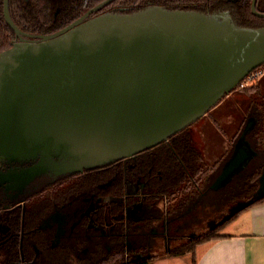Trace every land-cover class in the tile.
<instances>
[{
	"label": "water",
	"instance_id": "obj_1",
	"mask_svg": "<svg viewBox=\"0 0 264 264\" xmlns=\"http://www.w3.org/2000/svg\"><path fill=\"white\" fill-rule=\"evenodd\" d=\"M110 1L43 35L22 31L4 0L16 39L0 53V159L33 165L0 173L3 182L81 174L155 148L264 65V28L241 27L227 12L152 6L89 18ZM256 123L248 119L213 191L257 156L247 140ZM263 197L264 171L253 197L210 229Z\"/></svg>",
	"mask_w": 264,
	"mask_h": 264
},
{
	"label": "flooded vegetation",
	"instance_id": "obj_2",
	"mask_svg": "<svg viewBox=\"0 0 264 264\" xmlns=\"http://www.w3.org/2000/svg\"><path fill=\"white\" fill-rule=\"evenodd\" d=\"M24 1L29 2V0ZM116 1L118 0H111L107 5L93 13L105 11L99 15L109 12L123 14L119 10L141 5L143 9L152 6L165 8L156 4L158 0H138L137 2L136 0H121L110 9L103 10ZM105 2L107 0H102L92 6L93 0H77L75 9L81 7L83 11L81 15L84 16L85 13L93 11ZM257 5L258 0L255 9L264 14L258 10ZM59 11L58 8L54 14L55 17L58 16ZM78 12L80 10L75 13ZM226 12L233 17L229 10L214 13ZM93 13L89 18L94 17ZM21 22L26 23L25 20H21ZM24 32L34 34L26 30ZM204 117H208L214 124L216 123L210 114L207 113ZM197 122L187 126L192 138L191 126ZM222 130H219V133H223L224 130ZM170 140L171 138L164 142ZM195 145L197 144L195 143ZM197 146L205 154L203 148ZM152 149L154 148L142 151V153L127 159L118 160L97 171H92V175L96 179L93 181V185L86 187V189L79 178V174L76 173L67 176H41L33 181L3 182L0 179V264H31L29 261L35 259H56L58 256L90 257L103 255L107 251L113 253L116 250L124 251L127 260L130 261V259L145 257V254L158 256L160 253L172 251L176 246L170 245L171 233L185 230L187 223L184 220L188 217L191 219L188 224H191L193 228L198 227L197 217L202 208L211 205L208 195L213 192L211 189L213 183L208 188L209 191L202 193L200 202H196L198 206L195 210L192 206L188 212L177 217H171L169 214V197L157 190L156 184L159 181L157 172L160 171L154 173L155 170L149 165L150 158L147 154L145 155L147 151ZM32 165L33 163L20 164L0 159V173L6 175L11 172L18 173ZM117 168L124 170L125 175L116 173ZM74 183V187L70 189ZM118 186L122 188L121 193H119ZM41 196L46 197L48 210L39 217L38 214L34 215L31 209V231H26L25 219L29 200L36 203ZM160 201H163V211L161 215H157L153 210L158 211L160 209L158 205ZM143 212L147 214L141 216ZM191 214L193 215L189 216ZM40 229L44 231L46 238V244L43 248L41 247V238L38 236ZM208 230L210 229L208 228ZM30 232L32 233L31 236H26ZM193 234L195 233L193 232ZM195 236L189 239H193ZM58 247L59 251L51 253L46 251ZM162 247L165 250L158 252L159 248Z\"/></svg>",
	"mask_w": 264,
	"mask_h": 264
},
{
	"label": "trees",
	"instance_id": "obj_3",
	"mask_svg": "<svg viewBox=\"0 0 264 264\" xmlns=\"http://www.w3.org/2000/svg\"><path fill=\"white\" fill-rule=\"evenodd\" d=\"M100 1L102 0H93L92 6ZM119 1L121 0L108 5V7L103 10L110 9V7ZM137 1L138 0H136V2ZM9 2L10 15L21 30L43 35H49L60 31L68 24L76 21L82 16L81 14L83 12L81 7L75 9L77 0H29V2H25L24 0H9ZM156 4L162 5L166 9L201 11L208 15H212V13L216 11L225 12L229 10L236 24L241 27H264V18L258 17L251 10L252 0H158ZM4 8L5 2L4 0H0V53L11 48L16 39V32L13 31L6 17H4ZM58 8L60 11L58 12V16L55 17L54 14ZM257 8L259 11L264 12V0H258ZM141 9H143L142 5L137 7L134 6V8L127 7V9L119 11L132 14ZM78 10H80V12L75 13ZM102 12L105 11L93 13V16H97ZM20 19L25 20L26 23H22ZM243 92L249 99L245 111L246 115L238 130L229 139L227 138L226 131L221 129L225 138H227L228 146L227 149L220 154L215 163H210L202 149L195 145L188 127L171 137L169 142H162L157 145L156 148L145 153V155L147 154L150 158L149 165L155 170L154 173L160 171L157 172L159 176V181H157L156 184L158 187L157 190L161 193H165L169 197V214L171 217H177L188 212L189 208L192 206L194 210L197 208L198 205H196V202H200L203 192L209 191L208 188L210 185L215 182L225 164L230 160L236 142L243 133L244 126L248 119L251 117H255L257 123L254 127L255 129L247 135V140L257 152V156L254 157L246 169L240 173V175H243L247 170L242 185H239L243 195L238 201L250 200L259 189V179L264 171V94L260 84L243 89ZM101 168L104 167H98V169ZM98 169L86 170L83 175L76 173L79 174V178L82 180L85 189L93 185L92 183L96 178L93 177L92 171H97ZM116 173H120L122 176L125 175L124 170L120 168H117ZM75 183L70 186V189L74 187ZM118 190L120 191L119 193L122 192L121 186H118ZM263 201L264 197L260 200H256L251 206L261 204ZM28 204L25 224L26 231H31V209L34 215L38 214L40 217L47 212L48 208L45 196H41L36 203L29 200ZM228 212L229 211H227L226 214ZM240 213L233 216L230 221L219 225L216 229L205 231L198 237L189 239V241L174 247L172 251L166 252L165 255H183L189 251H194V248L204 241H211L224 237V234L221 233L222 229L224 230L231 224ZM31 234L30 232L26 234V236H31ZM38 236L41 238L40 242L43 248L44 244H46L44 231L40 229ZM46 251L50 253L56 252L59 251V247L55 249L51 248ZM158 258L159 257L155 255L151 256L145 254V257L130 259V261H128L124 251L120 252L116 250L113 253L107 251V253L103 255H93L90 257L70 258L58 256L56 259L41 258L28 261L31 262V264H151Z\"/></svg>",
	"mask_w": 264,
	"mask_h": 264
},
{
	"label": "rangeland",
	"instance_id": "obj_4",
	"mask_svg": "<svg viewBox=\"0 0 264 264\" xmlns=\"http://www.w3.org/2000/svg\"><path fill=\"white\" fill-rule=\"evenodd\" d=\"M264 68V65L261 66ZM260 67V68H261ZM258 83V82H257ZM264 94V79L259 83ZM249 99L243 90L236 88L228 96H226L223 101L218 103L212 110L208 112L216 121L214 124L208 117L202 118L196 124L191 126L193 132V138L197 145L201 146L205 151L207 159L210 163H215L216 154L221 153L222 145L219 144V140L225 138L223 133H219L220 128L224 129L227 134V138L233 136V134L240 127L244 117L245 111L248 105ZM225 145H223L222 151L224 150ZM247 171V170H246ZM245 171V173H246ZM245 173L242 175L238 174L234 179L225 187L220 188L215 192H211L208 195V200L210 201L209 207H203L201 213L197 217V228H193L191 224H188L190 217L184 221L186 229L180 232L171 233L170 245L172 247L178 246L181 243L189 240L190 237L200 235L204 231L210 229V225L213 222H218L222 217L229 211L232 206L236 205L239 202V198L243 195L242 190L239 188V185H242V181ZM207 200V198H206ZM163 201L159 202L160 209L157 211L153 210L157 215L163 211ZM147 213H141V216L146 215ZM193 214L189 215L192 216ZM222 231H225L222 229ZM193 232L195 234H193ZM195 236V237H196ZM168 246V245H166ZM164 247L159 248L158 252H163Z\"/></svg>",
	"mask_w": 264,
	"mask_h": 264
},
{
	"label": "crops",
	"instance_id": "obj_5",
	"mask_svg": "<svg viewBox=\"0 0 264 264\" xmlns=\"http://www.w3.org/2000/svg\"><path fill=\"white\" fill-rule=\"evenodd\" d=\"M263 79L264 75L256 85ZM218 143L225 145L222 154L227 138ZM224 230V237L204 241L194 251L174 256L160 253L151 264H264V201L240 213Z\"/></svg>",
	"mask_w": 264,
	"mask_h": 264
},
{
	"label": "built area",
	"instance_id": "obj_6",
	"mask_svg": "<svg viewBox=\"0 0 264 264\" xmlns=\"http://www.w3.org/2000/svg\"><path fill=\"white\" fill-rule=\"evenodd\" d=\"M260 67H258L257 70H254L253 72L248 74L245 78H243V80L240 82V85L238 86L240 90L247 89L256 85L258 80H260L263 77L264 68L263 67L260 68Z\"/></svg>",
	"mask_w": 264,
	"mask_h": 264
}]
</instances>
